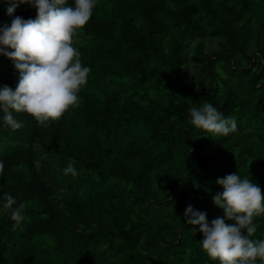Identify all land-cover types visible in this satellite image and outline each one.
I'll list each match as a JSON object with an SVG mask.
<instances>
[{"label":"trees","instance_id":"trees-1","mask_svg":"<svg viewBox=\"0 0 264 264\" xmlns=\"http://www.w3.org/2000/svg\"><path fill=\"white\" fill-rule=\"evenodd\" d=\"M9 6L0 27L36 18ZM73 46L91 69L79 107L47 127L13 112L15 131L0 110V264H219L184 214L235 223L213 201L228 174L264 191V0H96ZM18 82L0 54V87ZM204 102L237 131L192 125ZM5 195L25 204L19 226ZM253 223L264 240V215Z\"/></svg>","mask_w":264,"mask_h":264},{"label":"clouds","instance_id":"clouds-1","mask_svg":"<svg viewBox=\"0 0 264 264\" xmlns=\"http://www.w3.org/2000/svg\"><path fill=\"white\" fill-rule=\"evenodd\" d=\"M7 12L12 16L22 3L37 10L35 19L15 16L11 25L0 27V54L13 60L19 71L15 89L0 87V110L3 121L12 130L23 127L13 112L27 113L40 125L58 121L70 108L80 106L79 92L87 84L91 71L81 63V53L73 46V37L92 17L96 0H8ZM10 48L12 51H7ZM191 124L207 132L228 136L237 131L233 119H226L211 103L190 108ZM75 160L63 171L75 177ZM4 163L0 161V175ZM223 191L213 196L214 204L222 208L227 220L216 218L209 223L207 214L189 205L184 214L193 232L203 234V249L219 264H256L264 261V240H254L257 232L254 217L264 215V191L259 184L237 173L216 181ZM3 208L11 210V219L19 226L24 220L25 204L18 207L16 199L5 195Z\"/></svg>","mask_w":264,"mask_h":264}]
</instances>
